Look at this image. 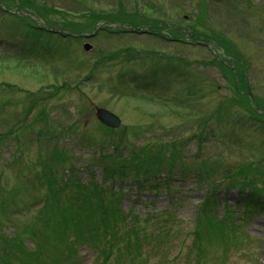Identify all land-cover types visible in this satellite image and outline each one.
<instances>
[{"label":"rangeland","instance_id":"obj_1","mask_svg":"<svg viewBox=\"0 0 264 264\" xmlns=\"http://www.w3.org/2000/svg\"><path fill=\"white\" fill-rule=\"evenodd\" d=\"M19 1L25 9L22 5V9L17 7ZM5 2L14 7V13L19 10L20 16L10 18L0 14V204L17 205L21 201L20 207L26 210L0 212V264L4 261L2 249L9 250L15 245L17 249L14 250L17 251L20 242L15 239L21 238L29 225L42 229L44 221L52 215L46 206L52 209L49 207L50 195L57 187L59 203H63L66 191L59 190L62 188L60 182L68 176L69 168L74 170L73 173L77 170L76 178L83 183L90 174L96 176L97 181L102 179L100 168L104 164L98 155L100 151L102 157L113 154L111 141H124L121 147L124 151L139 152L145 144L156 140L167 143L185 139L187 150L179 152L183 157L176 158L173 165L177 168L171 169L170 173L206 172L208 177L207 181L191 178L183 182L185 187L179 189L177 196H189L179 205L174 204V180L168 183L161 179L154 181L150 184L158 185L157 189L152 185L139 195L130 178L131 182L120 187L113 185L115 192L123 196L127 193L119 203L123 211L154 217L166 212L168 218L194 224L198 208L202 206L200 202L205 195L213 194L214 189L222 193L215 197L220 204L228 202L231 208L233 202H237V190L226 191L224 188L227 187V177H243V174L233 176L234 172L227 174L225 171L248 159H262L264 155V130L255 122L248 121L245 112L230 106L231 102H237L241 107V103L236 101L241 100L251 111L257 106L260 113L264 109V0ZM136 8L141 9L150 22L162 28L159 30L161 34L170 32L168 27H162L164 22L176 28L193 27L216 42V49L212 45L210 47L223 60L243 61L246 67L242 72L247 77L244 83L250 87L251 98L239 86L230 84L226 70H218L214 66L209 55H213L211 50L208 53L196 47L177 46L153 36L100 34L102 27H107L106 22L99 20L101 13L108 12L112 18L116 16L119 19L129 15L128 19L135 20L132 12ZM121 13L126 15L121 16ZM40 19L50 26L62 24L66 29L83 31V34H92L97 29L98 32L87 41L92 50L85 52L80 40H59L47 35L36 37L32 29ZM128 23L131 24L123 26H135L132 24L134 21ZM111 25V29L117 27L116 24ZM137 28L146 29V26ZM30 40H36L38 44L30 47ZM23 47H30L32 54L29 56L33 58L25 59L23 54L17 53V49ZM51 49H54L53 54ZM16 54L22 59H17ZM152 56L154 59L149 60ZM168 57L172 62L184 59L188 63L191 74L186 69L175 68V71L190 80L186 82L190 89L184 83L174 86V80L178 82L174 79V63L161 62ZM98 61L101 64L94 68ZM132 73L150 80L138 82L149 90L142 88L141 92L137 91L139 94L130 93L129 87L116 85L118 77L126 74L120 79L125 82ZM115 87L119 90H114ZM236 89L240 90L241 97L236 96ZM145 93L152 98L143 97ZM165 93L167 96L162 95ZM95 108L107 109L119 117L122 123L120 131L113 136L109 134L96 120ZM201 139L204 143H197ZM246 151L249 153L244 154ZM260 152L262 154H258ZM126 155L130 156L124 152L123 156ZM49 168L54 169L52 179H56L55 188L49 182ZM215 169H222V173L215 175L212 172ZM221 208L216 207V215L223 213ZM12 212L13 216L10 215ZM202 222L206 223L207 218ZM191 226L185 224L181 232L185 234ZM170 228L175 229L174 224ZM248 230L251 244L243 240L236 249H228L226 264H264V218L251 221ZM183 238L185 236L180 233L165 240L171 256L177 253L183 259L187 254L190 241H183ZM216 242L212 236L202 248ZM28 247L31 248L22 246L29 251ZM82 251L86 254L82 264L98 263L94 251ZM212 252L214 256L218 254L217 250ZM45 256L47 258L40 255L44 264L60 263L56 254ZM159 258L163 257L158 256L154 261ZM223 259L220 256L217 262L221 263ZM9 262L17 264L15 259ZM208 263L205 258L200 261V264Z\"/></svg>","mask_w":264,"mask_h":264},{"label":"trees","instance_id":"obj_2","mask_svg":"<svg viewBox=\"0 0 264 264\" xmlns=\"http://www.w3.org/2000/svg\"><path fill=\"white\" fill-rule=\"evenodd\" d=\"M174 146H176L175 142H170V143H166V144L158 143L154 148H148L146 146L144 149H142L141 152H143V151L146 152L149 156V160H152L153 157H155L152 155H155L158 152L165 153L168 149H172V151L174 152L172 158H174V160H175L177 157V154L179 152H181V148L177 149ZM177 151H179V152L177 153ZM181 157H183V156L181 155ZM124 162H125V160L121 159L120 155H113V157L109 156L108 162L102 163V164H106L104 166V171H105L106 177L108 179H113V176L120 175V172L124 169V167L122 166V164H124ZM133 162H136L137 165H140L142 163V161H140V158L138 155H134ZM234 167L235 168H232V171L235 172L234 175H236L237 173H242L244 178H246V179H242V181L247 182V177H249L250 174H252V177H253L252 182H259V180L264 179L263 178L264 177V170L261 169L263 172H257V173L254 172L253 173L252 170H254L256 168L251 163H241V164L235 165ZM256 167L261 168V166H256ZM50 182H52L51 185L53 186V188H55L56 184H54V179H51ZM78 182H79L78 180L74 179L69 185L65 184V186L66 187L74 186ZM245 184H247V183H245ZM75 188H76V192H77L76 194L77 195L83 194V195L87 196V199L89 201L88 212H91L92 216L94 218H96L97 220H99L98 222L101 224V229L111 228L112 225H115L114 227H116L117 223L120 221V217H119L120 212H118L117 210L111 211L108 209V206H106V205L104 206L102 204V201L100 200V196H102L103 190L101 188H99L97 185H95L93 183H89L87 185H83L80 183V184H77V186ZM54 197H55V195H54ZM92 199L95 200L94 204L91 203ZM72 203H73V201H72ZM56 213L58 214V217L63 218L64 223H66L65 225H68V224H70L68 222V220H70L71 217H76V215L82 216L84 214V211L83 210L73 211L70 209V207H65L63 210L58 211ZM89 215H88V217H89ZM96 219H93V220L96 221ZM87 225H91V223L87 222ZM15 240L20 242L18 247H21L24 245V243L21 241V238H16ZM14 249H16L15 245H13V248L6 250L7 252L5 254H8L7 258L11 259L12 255H16V253H14Z\"/></svg>","mask_w":264,"mask_h":264},{"label":"water","instance_id":"obj_3","mask_svg":"<svg viewBox=\"0 0 264 264\" xmlns=\"http://www.w3.org/2000/svg\"><path fill=\"white\" fill-rule=\"evenodd\" d=\"M98 117L104 124L108 126L117 127L119 125L118 119L106 111L99 110Z\"/></svg>","mask_w":264,"mask_h":264}]
</instances>
